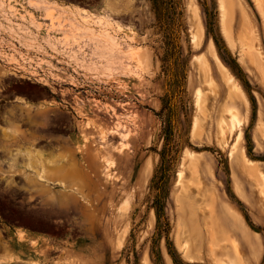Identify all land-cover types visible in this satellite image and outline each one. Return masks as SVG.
Listing matches in <instances>:
<instances>
[{"label":"rangeland","instance_id":"obj_1","mask_svg":"<svg viewBox=\"0 0 264 264\" xmlns=\"http://www.w3.org/2000/svg\"><path fill=\"white\" fill-rule=\"evenodd\" d=\"M99 1L80 8L1 0L5 10L26 9L45 23L43 13L53 8L110 16V33L123 51H134L114 76L90 77L52 50L67 38L77 55L98 59L96 39L74 26L75 16L67 15L53 36L6 23L0 12V24L8 26L0 33V88L17 87L21 102L20 118L0 128L12 139L0 143L11 156L0 264H264V0ZM210 43L243 93L232 103ZM205 60L208 73L201 70ZM236 114L242 126L231 134L223 122ZM50 119L66 124L70 135L60 132L58 142L41 147L34 141L41 132L31 124ZM84 145L96 155L93 168L78 153ZM241 150L258 166L256 174L243 173ZM70 151L77 154L67 166L78 172L74 185L85 197H63L59 185L48 184L59 205L25 176L41 167L35 155L50 173Z\"/></svg>","mask_w":264,"mask_h":264},{"label":"bare ground","instance_id":"obj_2","mask_svg":"<svg viewBox=\"0 0 264 264\" xmlns=\"http://www.w3.org/2000/svg\"><path fill=\"white\" fill-rule=\"evenodd\" d=\"M36 2V0H33ZM4 2V0H3ZM133 2V1H132ZM131 2V3H132ZM38 3V2H36ZM43 3V2H42ZM5 4V3H4ZM1 0H0V12H3V15H6L5 20L6 23L10 19L14 20L15 25L18 26H25V27H31L32 29H36L38 32L43 33V34H49V35H55V34H60L58 31L62 30L65 25H67V20L65 21V18L67 15L75 16L77 18V23H75V27L80 29L83 33H85L87 36L92 37L96 39V47L99 52V57L98 59H93L89 58L87 56H79L77 55V52H75L76 45H72L71 42L66 38L65 42L60 46L61 49H59L56 44L53 45V52L54 54L57 55H62L64 58L68 59V64L71 65L75 70L81 71L89 75L90 77L96 78L97 75L103 74V76L110 77V75L115 74L119 70V67L122 65L124 59L128 56V54H133V49L128 52V54L123 51L122 46L120 43L117 41V39L110 33L109 31V26L112 25V19L110 16L102 15V14H95L93 12L87 11V10H82V9H75V10H69L67 14H58L57 12L54 11V8L52 10H48L45 13V20L46 23L39 20L35 13L28 11V10H22V11H16V12H10L8 10H5V5H4ZM33 5L35 3H32ZM45 4V3H44ZM52 4V3H51ZM36 5V4H35ZM31 6V5H30ZM40 6V5H39ZM51 7V6H50ZM53 7V6H52ZM51 7V8H52ZM40 8V7H39ZM50 8V9H51ZM7 9V8H6ZM59 11V10H58ZM68 19V18H67ZM114 19V18H113ZM199 19V18H198ZM201 19V18H200ZM4 21V20H3ZM1 23V22H0ZM199 23V22H198ZM202 23V22H201ZM73 25V23H72ZM6 27H8L6 24H0V33L5 34L6 32ZM112 27H115L112 25ZM201 27V26H200ZM71 29V27L69 26ZM202 28V27H201ZM114 29V28H113ZM116 29L121 30V26L119 24H116ZM72 30V29H71ZM111 30V29H110ZM74 31V30H73ZM113 31V30H112ZM114 34V33H113ZM116 34V33H115ZM7 35V34H6ZM66 35V33H65ZM83 36V35H82ZM85 36V35H84ZM203 37V36H202ZM247 38V37H246ZM119 39V38H118ZM243 43H246L244 34L242 36ZM22 41V40H21ZM72 41V40H71ZM248 42V41H247ZM43 43V42H42ZM248 46L251 45L249 42L247 44ZM244 46V45H243ZM252 46V45H251ZM26 47V46H25ZM210 51L212 53L213 59L218 67V70L220 74L223 77V81L225 80L226 83L229 85V90H228V95H226V100L228 102H234L236 96L243 95L240 87L235 83L234 78L232 75H230L227 67L223 64L221 59L216 53L215 47L213 43H210ZM246 48V46H245ZM28 51L34 50V52L40 53V51H37L35 49L26 47ZM249 57L250 61H252L253 64H255L256 57L255 51L253 48L249 49ZM131 52V53H130ZM85 53V52H84ZM210 53V54H211ZM82 54V53H81ZM247 55V56H248ZM58 56H55L54 58H57ZM129 57V56H128ZM248 57V58H249ZM39 58V57H38ZM130 58V57H129ZM128 58V59H129ZM127 59V58H126ZM204 59V58H203ZM52 60V59H51ZM59 60V59H58ZM202 60V59H201ZM261 60V59H260ZM128 61V60H127ZM203 61V60H202ZM61 62V61H60ZM257 63V62H256ZM25 64V63H24ZM126 64V63H125ZM201 65V64H200ZM127 66V65H126ZM199 66V65H198ZM201 70H204L205 73H208L210 71V65L209 63L205 60L203 65H201ZM125 67V65H124ZM71 68V67H70ZM127 68V67H126ZM203 68V69H202ZM125 69V68H124ZM122 70V69H121ZM200 70V71H201ZM199 72V71H198ZM202 74V73H201ZM213 75V74H212ZM209 76V74H208ZM201 77V76H200ZM203 77V76H202ZM101 78V77H100ZM112 79V78H111ZM200 79V78H199ZM206 79V78H205ZM202 82H204V80ZM210 79V78H209ZM212 79V78H211ZM90 81V80H89ZM98 81V80H97ZM224 81V82H225ZM93 82V81H92ZM237 82V81H236ZM209 84V81L207 82ZM212 84V82H211ZM204 85H206L204 83ZM208 86V85H207ZM219 87V86H218ZM217 89V88H216ZM228 89V88H227ZM198 92V91H197ZM200 92V91H199ZM217 95V93H216ZM224 95V96H225ZM245 97V95H244ZM217 100V99H216ZM248 100V99H247ZM219 106V105H218ZM239 106V104H238ZM231 109V108H229ZM228 109V110H229ZM234 109V108H232ZM231 109V111H232ZM247 111V110H246ZM229 113V111H226ZM220 113V112H219ZM225 113V112H224ZM223 113V114H224ZM229 115V114H228ZM213 116V115H212ZM210 117V116H209ZM220 117V116H219ZM233 117V116H232ZM223 119V118H222ZM221 119V120H222ZM219 120V119H218ZM219 123V122H218ZM221 124V122H220ZM223 124L228 126L229 131L231 134L236 131L237 126H242L241 121L238 119L237 114L234 115L232 118L231 123H226L225 121ZM243 124V123H242ZM218 126V125H217ZM217 129V128H216ZM241 130V129H240ZM222 134H226L225 128L221 129ZM221 135V134H220ZM236 136V135H235ZM220 137V136H219ZM106 137H102V140L105 141ZM243 139L242 132L239 131L236 142L233 146L234 151L239 148L241 141ZM78 148V147H77ZM78 150V149H77ZM94 151V150H93ZM233 151V150H232ZM231 151V152H232ZM233 151V152H234ZM239 151V150H238ZM78 153L83 154L85 157L88 158L90 161V167L93 168L95 167V156L92 154V147H89L88 145H84L82 149L80 148L78 150ZM77 154V153H76ZM76 154H73L72 151L69 152V157L67 159L66 163H63L59 166H54L52 170L50 169V173H48L47 169L42 165V155L37 154L34 156V159L37 160V163L41 166L40 168L36 167V172H35V177L31 178L30 176L26 175L25 179L28 181V185H31L32 181L37 182V186L35 187V191L37 194H39L41 197L47 196L46 198H50L53 201H56L59 205L62 204V200L60 197H57L56 199L53 197V195L50 194L51 190L48 188V184H56L59 185L62 189L61 192L64 191V193L60 194L63 197L68 195L66 192L70 193V195L73 198L77 197H85L83 193L82 187L74 185V180L75 177L78 175V172L71 168H69L67 165L71 163V161L76 158ZM240 157L243 158L244 164L242 166L243 173H248V174H256L257 171H259L258 166L256 163L252 160H249L247 156L245 155V152L243 150L240 151L239 153ZM238 156V155H237ZM193 157V156H192ZM31 155L28 156V159H32ZM18 158L13 159V163H17ZM98 160V159H97ZM240 160V159H239ZM194 161V160H193ZM192 161V162H193ZM238 161V160H237ZM197 162V161H196ZM240 162V161H239ZM99 164V163H97ZM201 164V163H200ZM28 168H32L33 165L29 161L27 164ZM193 164H191L192 166ZM239 165V164H238ZM198 164L194 162V168L197 170L198 169ZM34 168V167H33ZM97 168V167H96ZM200 168V167H199ZM239 168V167H238ZM193 170V168L191 169ZM209 170V168H208ZM212 172V171H211ZM210 173V172H209ZM91 174V173H90ZM183 175L182 172H180L179 177ZM261 175V173H259ZM84 181L86 182L87 180L85 177L87 176V173L82 174ZM252 176V175H251ZM250 176V177H251ZM55 179V180H54ZM54 180V181H52ZM181 180V179H179ZM259 180V179H258ZM257 178L256 181L258 182ZM264 191V175L260 176V182H259ZM238 186V185H237ZM33 188L32 186H30ZM58 187V186H57ZM261 187V186H260ZM259 187V188H260ZM69 189V191H68ZM261 189V188H260ZM31 190V189H30ZM29 190V191H30ZM50 190V192L48 191ZM238 190L241 193V188L238 186ZM239 193V194H240ZM262 193V191H261ZM191 201V200H190ZM230 213V212H229ZM237 244H234V247ZM237 252V249H236ZM238 256V253H236ZM239 257V256H238Z\"/></svg>","mask_w":264,"mask_h":264},{"label":"flooded vegetation","instance_id":"obj_3","mask_svg":"<svg viewBox=\"0 0 264 264\" xmlns=\"http://www.w3.org/2000/svg\"><path fill=\"white\" fill-rule=\"evenodd\" d=\"M48 3H56L59 6H79L80 8L92 7L100 3L99 0H46ZM31 5V6H30ZM36 7L34 4H29L28 7ZM40 7V6H37ZM19 92V89L11 84H6L0 88V128L3 129L7 124L12 122L14 118L19 119L21 112L19 108L21 107V102L18 100V96L15 95ZM52 93L56 94V92ZM23 125V123H19ZM36 127L33 132H41L37 134L34 141L41 143V147L47 146V143L54 144L60 140V132L67 133V136L70 135L69 128L66 124L57 121L56 119H50L46 126L42 124H31ZM18 140H23L19 138ZM12 139L0 134V143L2 142H11ZM9 164H11V156L8 149L0 147V211L6 215L8 213L6 207V200L9 198L6 191L10 190V186L7 184L5 176Z\"/></svg>","mask_w":264,"mask_h":264}]
</instances>
